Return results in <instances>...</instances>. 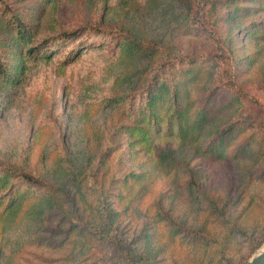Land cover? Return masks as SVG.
Here are the masks:
<instances>
[{
	"label": "rangeland",
	"instance_id": "374dc122",
	"mask_svg": "<svg viewBox=\"0 0 264 264\" xmlns=\"http://www.w3.org/2000/svg\"><path fill=\"white\" fill-rule=\"evenodd\" d=\"M0 56V264L264 244V0H0Z\"/></svg>",
	"mask_w": 264,
	"mask_h": 264
},
{
	"label": "trees",
	"instance_id": "16d2710c",
	"mask_svg": "<svg viewBox=\"0 0 264 264\" xmlns=\"http://www.w3.org/2000/svg\"><path fill=\"white\" fill-rule=\"evenodd\" d=\"M12 23L14 25L15 32L17 33L18 39L22 42L25 41V39L19 38L22 36L24 31L27 32V30H24V25H22V23L19 19L13 20ZM64 35H66V33H60V34H57L53 37H43L39 40H36L31 45H29V46L26 45L23 49L20 48L19 51L17 52V56L18 57L22 56L21 61H23V59H25V57H28L29 55H33V54L42 55V54H44V52H45L44 49L49 44L48 42L50 41V39H55L57 41L58 40L57 38H60L61 36H64ZM8 58H10V57L9 56H4V57L0 56V74L4 75V76H8V74H9L8 71L10 69L12 70V69L17 68V66L20 65V62H21L19 58L15 62H12L11 59H8ZM149 84H152V82H149ZM151 90L152 89L150 87H148L147 92L150 94ZM25 177H27V175H25Z\"/></svg>",
	"mask_w": 264,
	"mask_h": 264
},
{
	"label": "water",
	"instance_id": "95a60500",
	"mask_svg": "<svg viewBox=\"0 0 264 264\" xmlns=\"http://www.w3.org/2000/svg\"><path fill=\"white\" fill-rule=\"evenodd\" d=\"M243 264H264V244L251 255Z\"/></svg>",
	"mask_w": 264,
	"mask_h": 264
}]
</instances>
